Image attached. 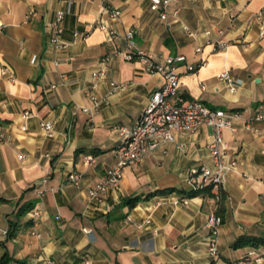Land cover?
<instances>
[{
  "label": "crops",
  "instance_id": "crops-1",
  "mask_svg": "<svg viewBox=\"0 0 264 264\" xmlns=\"http://www.w3.org/2000/svg\"><path fill=\"white\" fill-rule=\"evenodd\" d=\"M168 1L161 21L148 0H110L120 11L112 19L97 0H0V263L5 257L8 264H207L204 222L214 212L223 221L222 259L254 252L264 264V245L252 241L264 239V122L247 128L249 119L264 116V0ZM56 10H68L67 47L58 50L48 45ZM98 23L120 34L132 30L139 50L156 59L206 61L194 74L178 69L179 89L186 100L236 115L234 130L222 137L237 168L225 177L219 202L208 192L192 194L187 183L192 170L211 167L208 127L176 133L174 144L124 168L101 202L89 200L87 189L115 164L118 129L130 130L163 84L136 60H124V41H109ZM215 41L228 49L213 52L206 43ZM99 69L105 74L93 81ZM224 71L238 82L234 92L216 78ZM114 84L123 88L113 90ZM90 94L106 103L88 114L81 108H91ZM45 121L53 125L51 137L40 126ZM86 155L94 162H85ZM70 173L81 175L79 187L67 182ZM44 177L38 197L34 186ZM173 198L188 203L174 206ZM34 208L41 217L33 229ZM240 239L244 244L234 247Z\"/></svg>",
  "mask_w": 264,
  "mask_h": 264
},
{
  "label": "built area",
  "instance_id": "built-area-1",
  "mask_svg": "<svg viewBox=\"0 0 264 264\" xmlns=\"http://www.w3.org/2000/svg\"><path fill=\"white\" fill-rule=\"evenodd\" d=\"M102 4L101 11L107 13L109 17L118 18L120 11L112 8L109 5L110 0H97ZM150 3V10L158 15V19L166 21L168 15L166 8L168 0H148ZM69 6V4H68ZM68 10H56L54 19L50 23V36L48 45L55 49H63L67 47L66 42L62 39L64 28L63 22L67 15ZM257 20L261 19V15L256 16ZM101 31L106 33L109 41L115 43L118 39H122L125 43L126 51L122 53V57L126 61L136 60L140 63L142 68L150 73L159 76L163 84L162 86L153 91L148 101L147 106L142 112L141 116L136 120L130 130L119 128L118 131L122 139L117 143L116 147L111 151L115 164L107 169L104 179L96 183L93 187L87 189V196L91 202L99 203L102 197L110 189H115L120 184L124 168L138 164L151 156L155 151L168 144H174L175 134H195L202 127H208L211 130V137L206 145V150L211 161V167L201 166L198 169L191 171L187 183L191 190L194 192L206 191L208 189L215 202L221 200V189L225 177L232 172L236 171L237 160L227 153V148L223 143L222 133L225 130L233 131L232 120L236 115L226 112L222 109H211L205 106L201 101L186 100L180 93V73L178 69L182 66L187 73H196L206 61L200 59L195 64L187 63L183 55L166 56L156 59L153 55L146 54L139 50L134 41V32L127 30L123 34L109 28L107 25L98 23L95 26ZM264 34V30H261ZM73 38L83 39L85 35L74 33ZM207 45L212 47L213 52L226 51L229 44L226 42L215 41L207 42ZM202 49L198 47L195 54H201ZM2 75L7 76L8 71L2 69ZM105 74V69H99L92 73L93 81L100 79ZM12 80V76H7ZM217 80L224 83L229 92H234L238 82L234 80L228 71H224L217 75ZM93 85V89H95ZM51 88H54L52 86ZM123 85H113V90L122 89ZM204 90V86L201 87ZM89 101L91 108H81L84 113L90 114L97 111L101 104L106 103L104 99L99 100L94 94H90ZM28 116V113L24 114ZM254 122H264V116L256 115L248 120L247 128H251ZM42 130L47 137L52 136L53 125L49 121L40 124ZM0 134V138H2ZM176 148L183 151V145L178 144ZM93 157L86 155L83 160L87 163H93ZM47 177H44L34 186V192L38 197H42L45 193L44 183ZM67 182L74 186L79 187L82 182V177L79 174L70 173L67 175ZM171 204L177 206L179 204L187 205L188 200L185 198H173ZM40 210L34 208L30 214L29 219L32 228L34 229L40 220ZM131 222V219L127 217ZM205 228L207 229L206 237V251L210 259L207 264H258L262 261V256L250 252L243 257L236 260H223L218 249V236L222 226V218L212 212L207 215ZM150 224L148 217L142 224L137 225L139 230L144 229ZM35 235V233H33ZM38 237V235H36ZM48 264H52L48 262ZM84 264H89L85 261Z\"/></svg>",
  "mask_w": 264,
  "mask_h": 264
},
{
  "label": "trees",
  "instance_id": "trees-1",
  "mask_svg": "<svg viewBox=\"0 0 264 264\" xmlns=\"http://www.w3.org/2000/svg\"><path fill=\"white\" fill-rule=\"evenodd\" d=\"M204 192H208V189H206V191H204ZM192 194H196V192L192 191ZM135 201H136V200H134V202H135ZM30 208H31V207H28L27 209L23 210L21 214H25L26 212H28V210H30ZM252 241L254 242V244H253L254 246H256L257 244L264 245V239H253ZM243 244H244V239H240V240H238V241L235 243L234 247L237 248V247L242 246ZM0 264H8V263H7V259L4 257V258L2 259V262H1Z\"/></svg>",
  "mask_w": 264,
  "mask_h": 264
}]
</instances>
